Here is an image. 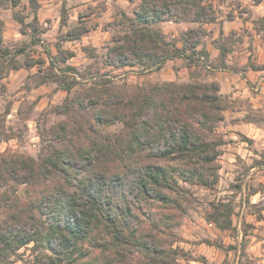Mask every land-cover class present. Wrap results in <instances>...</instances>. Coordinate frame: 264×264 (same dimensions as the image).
Segmentation results:
<instances>
[{
    "label": "trees",
    "instance_id": "trees-1",
    "mask_svg": "<svg viewBox=\"0 0 264 264\" xmlns=\"http://www.w3.org/2000/svg\"><path fill=\"white\" fill-rule=\"evenodd\" d=\"M19 1L0 0V7L14 8ZM202 2L140 0L132 15L121 13L124 29L113 37L104 64L143 73L175 58L196 63L197 31H186L178 46L159 23L212 22L211 7ZM29 3L31 21L25 24L16 14L14 19L35 36L36 3ZM3 28L0 19V73L34 65L16 59L23 48L3 45ZM47 55L51 71L41 82L52 81L67 95L52 108L61 118L38 130L36 157L0 152V264H13L28 245L31 257L23 264H180L172 230L186 213L189 187L212 189L217 182L221 140L213 130L224 110L218 84L122 87L106 73L86 79L73 66L58 68ZM72 55L58 48L56 60L65 63ZM78 77L85 82L72 93ZM210 208L206 221L221 230L232 227L230 205ZM240 245L243 255L244 239Z\"/></svg>",
    "mask_w": 264,
    "mask_h": 264
},
{
    "label": "rangeland",
    "instance_id": "rangeland-1",
    "mask_svg": "<svg viewBox=\"0 0 264 264\" xmlns=\"http://www.w3.org/2000/svg\"><path fill=\"white\" fill-rule=\"evenodd\" d=\"M34 2L39 28L35 36L28 25L22 27L14 19L16 14L25 24L31 21L29 0H20L14 8L0 7L3 45L11 50L23 48V54L16 57L20 63L36 62L0 73L4 131L0 133V152L36 157L38 130L61 118L52 113V108L61 104L66 92L52 81L41 82L42 76L51 71L47 52L58 68L73 66L86 79L106 73L122 87L164 81L216 82L224 105L223 119L214 123L213 130L221 140L216 146L217 182L212 189L189 187L192 197L172 230L173 246L182 250L180 264H264V21H260L264 18V0H203L202 4L211 7L212 22L161 21L159 27L165 37L178 46L186 31H197L194 40H198V60L188 65L186 60L175 58L158 70L143 73L104 64L113 37L124 29L121 13L132 15L140 0ZM83 29L86 31L78 38L67 39L68 33ZM58 48L73 55L60 63L56 60ZM220 50L225 55H220ZM78 81L80 85L72 93L85 82L82 77ZM218 202L233 208L230 229H218L205 220L210 204ZM30 246L18 250L20 259L15 258L13 264H23L31 257Z\"/></svg>",
    "mask_w": 264,
    "mask_h": 264
},
{
    "label": "crops",
    "instance_id": "crops-1",
    "mask_svg": "<svg viewBox=\"0 0 264 264\" xmlns=\"http://www.w3.org/2000/svg\"><path fill=\"white\" fill-rule=\"evenodd\" d=\"M256 137V136H255Z\"/></svg>",
    "mask_w": 264,
    "mask_h": 264
}]
</instances>
